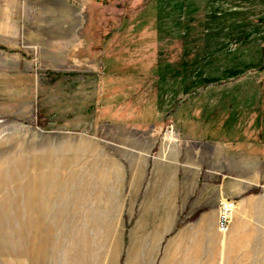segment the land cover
Segmentation results:
<instances>
[{
  "label": "rangeland",
  "instance_id": "1",
  "mask_svg": "<svg viewBox=\"0 0 264 264\" xmlns=\"http://www.w3.org/2000/svg\"><path fill=\"white\" fill-rule=\"evenodd\" d=\"M70 4L76 22L46 46L0 51V264H264V210L246 216L245 194L163 232L152 202L132 208L124 160L224 132L225 174H264L246 146L264 141V0Z\"/></svg>",
  "mask_w": 264,
  "mask_h": 264
},
{
  "label": "crops",
  "instance_id": "2",
  "mask_svg": "<svg viewBox=\"0 0 264 264\" xmlns=\"http://www.w3.org/2000/svg\"><path fill=\"white\" fill-rule=\"evenodd\" d=\"M71 7L70 0H0V51L12 52V59L16 61L15 52L24 56V47L40 49L46 46V32L52 34L59 26L76 22V18L70 16ZM48 38L54 43L60 41V37L49 35ZM54 46L48 45V49L52 47L54 50ZM101 82L103 85L105 81ZM155 133L158 132L150 134L151 137L155 138ZM221 133L225 134L179 132V144L157 146L156 157L151 162L145 160L144 153L155 144L149 145L148 149L139 146L129 159L125 157L126 163L134 167L128 184V200L132 208L141 198L152 202L154 215L160 217L157 224L163 232H169L175 226L176 218L182 214L191 216L198 211L200 216L216 218L219 202L232 200L238 205L243 194L246 216H249V210L263 211V172L252 171L244 180L226 175L225 161L233 157L235 144L231 139H221ZM246 144L259 151L258 159L264 162L262 136L250 139ZM148 166L149 173L145 168ZM169 217L173 219L165 220Z\"/></svg>",
  "mask_w": 264,
  "mask_h": 264
},
{
  "label": "built area",
  "instance_id": "3",
  "mask_svg": "<svg viewBox=\"0 0 264 264\" xmlns=\"http://www.w3.org/2000/svg\"><path fill=\"white\" fill-rule=\"evenodd\" d=\"M171 132H169V135ZM233 203L232 202H222L219 205L218 216H217V229L219 232H226L228 229V224L230 216L232 213Z\"/></svg>",
  "mask_w": 264,
  "mask_h": 264
}]
</instances>
